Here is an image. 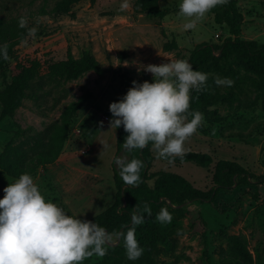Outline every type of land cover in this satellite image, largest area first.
<instances>
[{
    "label": "rangeland",
    "instance_id": "374dc122",
    "mask_svg": "<svg viewBox=\"0 0 264 264\" xmlns=\"http://www.w3.org/2000/svg\"><path fill=\"white\" fill-rule=\"evenodd\" d=\"M59 1L61 0H0V20L11 21L23 17L27 21L26 28H37L36 36H28L9 61L7 78L0 74V92L4 89L6 80L10 82L18 73L17 61L26 63L30 58H38L43 63L46 60L60 61L66 58L69 49L74 50L75 56L79 57L83 50L91 48V38L95 35L91 30L103 16L120 13L128 18L127 23L122 24V34H109L122 25L101 29L99 53L107 60H110L108 55L111 54L109 49L112 45L117 53L123 52L126 59L133 61L138 54L147 52L156 55L161 52L160 47L164 43L175 41L178 49L167 53L173 59L188 61L191 51L197 45L221 44L230 36L227 27L217 25L209 13L198 22L195 29L182 30L185 21L178 16L180 0L161 2L162 9L169 12L163 20L135 14L133 5L136 0H128L129 8L123 12L119 11L122 0H96L94 3L83 0L73 6L69 16L57 17L52 10ZM238 2L245 16L240 38L264 44L262 0ZM75 38L78 40L74 41ZM139 38L146 40V52H143L142 47H137ZM108 69L110 73L104 77L91 72L61 87H56L44 75L42 85L36 91L38 98L25 100L13 119L3 124L0 130V155L18 128L25 132L23 137L16 140V144L31 149L29 137L47 132L53 124L60 121L68 104L85 94L89 95L88 102L73 121L69 140L60 158L47 169H39L33 176L46 199L61 206L70 215L80 216V219L88 221L112 206L117 194L113 167H116L114 159L117 155L118 133L115 128H110V118L104 114V110L110 101L122 93L118 73L121 68H115L111 64ZM235 69L239 72V81L234 82L231 87L216 85L223 94L230 93L231 97L229 101L209 109L203 119L202 123L209 129V134L204 136L197 131L185 142L184 153L209 154L214 159V165L206 169L194 163L179 164L158 158L152 149L155 161L149 171L150 175L159 172L177 174L191 182L195 188L207 191L213 187L212 172L215 164L220 160H229L241 164L259 177L264 176L262 91L245 79L246 76L257 78L256 75L238 66ZM124 70L138 82L152 81L150 73L137 69ZM214 87L212 84L211 89ZM105 143L109 145L107 150H103L102 144ZM14 180L0 170V198L4 196L3 189ZM261 190L264 194V186ZM175 209H168L172 215L171 222L160 224L161 240L154 254V264H203L204 244L200 216L207 222L212 264H223L222 256L229 251L226 235L246 237L253 252L255 244L264 241V215L258 213L257 204L252 199L224 216L215 213L209 205L200 203H195L194 210L185 214L176 212ZM261 210L264 212V208ZM85 261L93 262L95 257H89L83 262ZM233 263L240 264L237 261Z\"/></svg>",
    "mask_w": 264,
    "mask_h": 264
},
{
    "label": "trees",
    "instance_id": "16d2710c",
    "mask_svg": "<svg viewBox=\"0 0 264 264\" xmlns=\"http://www.w3.org/2000/svg\"><path fill=\"white\" fill-rule=\"evenodd\" d=\"M82 1L61 0L55 5L52 13L57 17L69 16L73 6ZM90 1L94 3L96 0ZM162 1L136 0L133 11L135 14L163 20L169 12L162 9L160 5ZM238 1L229 0L227 4L217 6L209 12L217 25L227 27L230 36L221 44L203 43L197 45L191 51L188 59L195 69L209 74L205 88L199 92L191 93L190 110L201 112L203 118H206L209 109L229 101L231 94H223L216 88L214 75L231 78L236 83L240 76L235 66L257 76L258 79L249 76H246L245 79L258 86L262 91L261 109L264 113V44L240 38L245 16ZM262 3L264 4V0ZM18 21L19 19L0 20V43L7 42L8 44V59L0 58V74L5 79L9 61L14 57L17 48L28 37V28H20ZM163 35L165 38V34ZM177 49L178 44L175 41L166 42L163 45L165 52ZM16 70L18 73L11 78L10 82L6 80L5 87L0 92V130L3 124L13 119L25 100L38 98L36 91L41 87L44 75L54 82L56 87H61L91 72L99 77L110 73V70L100 63L91 48L83 50L79 57H76L69 49L66 58L60 61L46 60L43 63L38 58H30L26 63L17 61ZM118 73L122 93L110 101L105 108L104 114L109 118L111 117L110 104L118 101L132 87V81L135 80L128 71L122 68ZM212 84L215 85L213 89H211ZM88 100L89 95L85 94L77 101L71 102L63 110L58 123L53 124L45 133L29 137L32 144L31 149H25L23 145L16 144V140L23 137L25 131L21 128L14 131L0 155V170L9 177L17 179L22 173H28L33 177L39 169H47L56 163L69 140L73 121ZM116 130L118 133L117 157L125 154L121 144H123L127 133L124 132L123 126ZM198 132L207 136L209 129L202 123ZM133 156L143 161L139 184L135 187L125 185L119 176L118 168L114 166L116 201L106 211L89 221L96 222L108 232L126 231L127 227L131 225L133 208L138 205L139 209L143 211L144 206L147 205L151 210V215L145 213V222L136 226V238L144 252L138 260H128L124 247L119 242L116 246L107 245V252L103 257L93 255L95 261H85L83 264H154V254L161 240V225L155 220V217L162 207L176 208V212L185 214L194 210L195 203H200L209 205L215 213L224 216L239 209L248 199H252L257 204L258 213L264 215L261 210L264 208V194L261 190L264 186V176L259 177L255 172L237 162L218 161L212 172L213 187L210 190L202 191L177 174L159 172L150 175L149 171L155 161L151 144L143 150H134L129 158ZM163 159L179 164L194 163L206 169H210L214 165L213 157L206 153L186 152L182 158ZM223 195L232 198L227 199ZM199 219L203 229L204 255L202 263L212 264L213 254L208 243L207 222L201 216ZM226 241L229 251L222 256L223 264H234L233 261L240 264H264V241L255 244L254 252L244 236L226 235ZM117 242L114 240L112 244Z\"/></svg>",
    "mask_w": 264,
    "mask_h": 264
},
{
    "label": "clouds",
    "instance_id": "9594fccd",
    "mask_svg": "<svg viewBox=\"0 0 264 264\" xmlns=\"http://www.w3.org/2000/svg\"><path fill=\"white\" fill-rule=\"evenodd\" d=\"M228 2L180 0L178 16L185 21L182 30L195 29L212 9ZM128 8V0H122L119 11ZM18 26L26 28V19L21 17ZM36 33V27L27 29L29 37L34 38ZM0 58L8 59L7 42L0 43ZM137 70L150 73L152 81H132V87L110 104L108 121L111 129L123 126L127 133L121 144L125 154L116 157L115 165L123 183L132 187L139 184L143 168L142 160L134 156L129 158L134 150H143L151 144L158 158L183 157L185 142L198 131L204 119L201 112L190 110L191 93L203 90L209 75L184 59H168L159 65L141 64ZM214 83L218 87H231L234 81L217 76ZM102 145L103 150L109 148L106 143ZM3 192L0 198V264H82L93 255H106V246L114 239L122 243L128 260L136 261L144 252L136 238V226L145 222V213L151 215L147 205L143 211L136 205L127 230L113 233L96 222L70 215L46 199L28 173H22ZM155 220L167 224L172 215L162 207Z\"/></svg>",
    "mask_w": 264,
    "mask_h": 264
},
{
    "label": "crops",
    "instance_id": "0c3cea01",
    "mask_svg": "<svg viewBox=\"0 0 264 264\" xmlns=\"http://www.w3.org/2000/svg\"><path fill=\"white\" fill-rule=\"evenodd\" d=\"M110 20H108V19ZM128 18H126L125 15H122L120 13L117 14H113L111 16H103L101 17L99 20L96 21V24L93 26L91 33L95 34L93 38H91L92 44H91V49L93 50L95 56L98 58V60L103 64V66L105 68H109L111 66V64L115 67V68H122V69H127V70H135L138 69V67L141 64L147 65V64H161V63H165L168 62V59H173L171 57V54L165 52L163 50V45L160 47L161 48V52L157 53L156 55H150L147 54L146 52V40L144 38H139L136 45L137 47H142L143 52H146L145 54H138L137 59H134L133 61H129L128 59H126L127 57H124L125 55L123 54V52H116L114 45H112L110 47V55H108V57L110 58V60H107V58H105L103 56V54L99 53V48H100V44L99 41L102 40V30L101 29H105L107 30V28H114L117 25H122L124 23H127ZM110 24V25H109ZM124 30V26L122 25L119 28H115L113 32H110L109 34H122ZM78 31V30H77ZM97 32H99L100 34H97ZM106 35V34H104ZM100 38V40H99ZM78 39H74V41H76ZM109 40V39H108ZM103 42H101L102 44ZM73 44V43H72ZM70 44V45H72ZM143 44H145V47L143 46ZM72 53L75 55V51L71 50Z\"/></svg>",
    "mask_w": 264,
    "mask_h": 264
},
{
    "label": "water",
    "instance_id": "95a60500",
    "mask_svg": "<svg viewBox=\"0 0 264 264\" xmlns=\"http://www.w3.org/2000/svg\"><path fill=\"white\" fill-rule=\"evenodd\" d=\"M118 243H119V241H118L116 244H112V243H111L110 245H111V246H116V245H118Z\"/></svg>",
    "mask_w": 264,
    "mask_h": 264
},
{
    "label": "built area",
    "instance_id": "2783aa9c",
    "mask_svg": "<svg viewBox=\"0 0 264 264\" xmlns=\"http://www.w3.org/2000/svg\"><path fill=\"white\" fill-rule=\"evenodd\" d=\"M108 117V116H107Z\"/></svg>",
    "mask_w": 264,
    "mask_h": 264
}]
</instances>
